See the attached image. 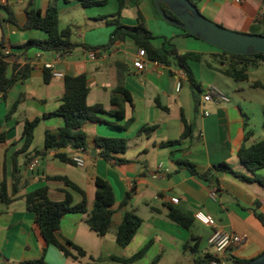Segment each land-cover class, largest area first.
Masks as SVG:
<instances>
[{"label": "crops", "instance_id": "0c3cea01", "mask_svg": "<svg viewBox=\"0 0 264 264\" xmlns=\"http://www.w3.org/2000/svg\"><path fill=\"white\" fill-rule=\"evenodd\" d=\"M30 2L31 8L43 12L49 0H0V5L11 8L21 26L25 21L24 11ZM57 7L59 27L71 26L72 42L78 45L65 55L36 49L25 52L14 49L30 39L43 40L46 36L37 31H21L5 23V16L0 14L2 52L13 56L8 60L7 74L10 75L13 65H28L32 68L27 80L15 84L4 96L0 94V134H5V141L0 143V182L4 168L10 192L12 157L22 146L23 124L56 111L64 93V76L86 75L89 89L86 103L90 107L101 105L105 114L100 116L102 122H86L82 127L86 135L84 168L62 163L55 158L57 153H64L71 159L77 154L73 148L50 150L29 162L37 161L34 169L30 170L29 164L23 167V162L34 151L43 150L45 132H54L62 128L64 123L61 117L49 116L36 126L31 147L16 158L20 179L17 192L10 195L13 201L7 207L0 205V264H25L38 260L42 255L44 244L34 225V216L25 209L24 198L28 193L47 187L51 201H62L67 192L72 197L73 205L81 203L82 197L78 192L66 187L62 181H50L46 177H63L78 187L85 194L87 213L93 207L96 178L110 185L115 202L112 207V225L104 237H98L88 229L84 222L87 214L63 215L57 235L59 241H71L86 255L74 261L65 258L54 247H47L44 264H109L108 260L112 256L128 259L149 243L145 256L135 264H151L154 260L159 264L166 254L177 255L175 264H193L194 260L214 255L207 240L215 231L246 238L242 246L229 253L228 264L234 259L249 262L260 256L264 252V224L256 215L264 217V187L213 169L219 164H226L234 172L252 178L236 155L241 146L248 147L257 142L251 137L245 141V134H253L255 127L247 123L249 117L243 113L245 100L240 92L244 88L239 82L205 64L212 74L208 80L198 77L197 83L202 90L209 87L219 89L229 102L203 103L200 109L201 98L198 95L196 108L185 71L175 63L165 66L152 62L146 54L143 68L135 69L133 62L138 49L129 39L116 42L103 51V59H88V48H100L109 42L113 27L108 24L109 20L102 18L117 12L115 0L89 8L82 7L80 0H58ZM197 9L205 18L229 31L249 35H261L264 32V0H199ZM137 11L144 18L147 30L156 38L152 41L155 48H160L163 40H170L179 54H199L203 56V61L210 60L208 62L214 68L219 67L215 59L219 54L217 50L206 48L200 44V40L184 37L174 26L163 22L151 0H130L129 7L120 13V24L135 27ZM176 41L180 42L175 44ZM47 64L52 65L48 69L50 74L56 72L62 78L51 77L45 83L43 72ZM198 64L190 62V69L193 71ZM263 64L252 71L264 70ZM119 77L131 100L124 104L125 116L121 121L109 115L110 99ZM180 82L181 88L176 92V85ZM244 83L249 89H254L251 87L253 84L264 87L259 76L255 79L249 77ZM186 84L188 88H184ZM231 93H239L240 99L236 98L237 101L232 103ZM254 107H251L252 111L256 109ZM203 110L208 112L207 117L203 116ZM258 117L264 131L262 101L257 105ZM182 119L193 128L191 138L182 140L179 145L168 146L169 142L180 140L184 131ZM142 128H146V132L139 134ZM96 138L125 139V152L115 155V158L125 162L115 164L99 158V149L95 147ZM178 161L190 163L199 174L214 171V181L200 180L189 173L186 167L178 165ZM255 174L264 179V169ZM213 188L217 189L216 201L208 197ZM130 192L131 199L125 210L133 211L142 220V225L131 243L122 248L115 242V230L124 211L119 209V205ZM171 198L178 199V204H171ZM170 207L189 213L194 218L190 230L182 229L167 219ZM198 213L210 218L212 225L196 220L195 215ZM112 227L114 232L111 231ZM191 237L198 243L194 254L184 249L187 243L193 245ZM148 258L149 262L146 261Z\"/></svg>", "mask_w": 264, "mask_h": 264}, {"label": "trees", "instance_id": "16d2710c", "mask_svg": "<svg viewBox=\"0 0 264 264\" xmlns=\"http://www.w3.org/2000/svg\"><path fill=\"white\" fill-rule=\"evenodd\" d=\"M58 0H49L46 9L42 12L31 8V2L25 9V21L20 26L15 18L11 8L0 5V14L5 16L4 22L14 26L21 31H37L43 33L46 38L43 40L30 39L21 46L15 47L19 51H28L30 49H36L42 52L57 53L65 55L73 51L78 45L72 42L73 29L71 26L60 28L58 24L59 11L57 7ZM108 0H80V4L84 8L103 6ZM117 3V12L114 15L104 17L102 19L109 20L108 24L113 27V31L110 35L107 45L100 48H88L92 51H106L116 42H124L129 39L138 50H144L147 58L156 63H160L165 66H169L175 63L181 67L187 76V80L192 87L193 98L195 107H198V95L202 93V88L195 82L194 75L190 69L189 63H200L203 61V56L195 53L179 54L176 48L170 43V40H163V44L160 48H155L152 44L156 38L150 33L146 26L144 19L139 11H137V25L135 27H127L121 25L119 22L120 13L123 9L128 8L130 0H115ZM195 7L199 0H189ZM162 10L166 16L170 19L177 21L176 18L168 11V9L161 5ZM184 37L194 38L187 32L177 28ZM264 36V32L261 34ZM219 52L215 59L217 60L218 68H214L212 64L206 62L208 68L213 69L223 76L232 79L235 82H247L249 79L250 70L256 69L261 63H264V54H255L249 56L234 55L227 52L218 50ZM3 44L0 43V93L4 96L15 84L27 80L30 76L32 68L28 65L18 66L13 65L10 75L7 74L9 58H13L11 55H6L3 52ZM43 79L45 83H48L51 79V74L47 69H44ZM64 93L60 99V105L51 114L43 115L42 117L34 118L31 121H26L23 124L21 133V148L15 152L12 157V185L9 192L6 176L3 168V178L0 182V205L7 207L12 203L11 194L17 192V185L19 183V166L17 164V156L23 154L29 150L33 140V131L41 120L49 116H58L63 119V127L51 132L46 131L44 135V148L41 151H34L32 156L27 157L23 162V167L27 166L29 162L37 156H44L46 152L50 150L61 151L64 149H78L85 148L86 135L82 130L84 123H98L103 120L101 115L105 114V111L101 105L88 106L86 103L89 89L87 87L86 75H79L76 77L64 76L63 77ZM252 88H263L260 84L251 85ZM129 93L125 90L122 79L118 80V84L110 99L111 110L109 115L114 119L121 121L124 119L125 111L124 104L130 103ZM184 125V131L179 141L169 142L167 145H179L182 140L191 138L193 128L190 124L186 123L182 119ZM146 132V128H142L138 133ZM252 133L247 132L245 134V141L248 140ZM5 141V134H0V143ZM95 147L99 149L98 156L104 161L113 162L115 164H122L125 161L115 158V155L123 154L127 147V141L120 138H96ZM237 158L244 166V168L252 175V178H248L241 174L234 172L228 165L219 164L214 171H225L245 182H256L264 187V179L256 176L255 173L264 169V139L253 143L246 147L241 146L237 153ZM55 158L66 164H72L71 159L64 153H57ZM178 165L186 167L189 173L198 177L204 182L214 181L215 177L212 170H208L203 174L197 173L194 166L186 161H178ZM50 181H62L66 187L78 192L82 201L78 205L72 204V197L69 193H65V197L60 202L51 201L48 197L47 187H42L28 193L25 200V209L27 212L33 214L34 225L38 230L39 237L44 244L42 255L38 260L26 262L25 264H44V256L47 247H54L65 258H70L74 261H78L85 257V252L73 244L71 241L64 240L59 241V223L60 219L65 214L81 213L87 214L84 222L88 229L95 233L98 237H104L109 233L112 225V217L114 211L112 207L115 202L114 193L110 185L100 179H95V195L92 210L87 213L86 211V199L85 194L69 180L63 177H46ZM132 193H127L123 201L119 205V209L124 210L120 224L115 230V242L118 246L124 248L128 246L133 240L136 232L142 225V220L133 212L125 210L131 199ZM257 219L264 224V217L256 215ZM167 219L173 224L181 227L185 230H190L194 218L186 212H183L176 208H169L167 213ZM193 245L190 246L187 243L184 246L185 250H189L191 253H195L198 243L197 240L191 237ZM150 247V243L140 249L137 253L132 255L128 259H122L112 256L109 260L122 264H133L141 260ZM212 261L211 256H205L201 260H194L193 264H209ZM247 261H239L234 259L231 264H247ZM95 264V263H91ZM151 264H156L154 260Z\"/></svg>", "mask_w": 264, "mask_h": 264}, {"label": "water", "instance_id": "95a60500", "mask_svg": "<svg viewBox=\"0 0 264 264\" xmlns=\"http://www.w3.org/2000/svg\"><path fill=\"white\" fill-rule=\"evenodd\" d=\"M163 22L179 28L194 38L234 55L264 54V36L229 31L205 18L189 0H151ZM161 5L176 18L166 16ZM247 264H264V252Z\"/></svg>", "mask_w": 264, "mask_h": 264}, {"label": "built area", "instance_id": "2783aa9c", "mask_svg": "<svg viewBox=\"0 0 264 264\" xmlns=\"http://www.w3.org/2000/svg\"><path fill=\"white\" fill-rule=\"evenodd\" d=\"M239 2V0H236ZM87 57L91 61H96L98 59L105 58L104 52L99 51H87ZM145 59L144 50H138L136 53V59L133 62V67L137 70H141L143 68V60ZM52 65L47 64L45 69H51ZM52 77L62 78V75L56 72H52ZM181 86L180 83L176 85V92H179ZM1 94V93H0ZM201 104L199 105L200 109L203 107V103H215V104H226L229 102L228 97L219 89L215 87H209L202 91L200 94ZM203 116L207 117L208 112L202 111ZM77 154L71 158L72 164L77 168L85 167L84 153L85 150L83 148L76 149ZM37 164V161H33L29 164L28 168L30 170L34 169ZM208 197L212 201L217 200V189L213 188L209 191ZM178 199L171 198L170 203L173 205L178 204ZM195 219L205 225H212V220L200 213L195 215ZM246 241L244 236L236 235L233 233H224L215 231L211 234V236L207 240V245L214 251V255L212 256V261L209 264H228V256L229 253L240 246H242Z\"/></svg>", "mask_w": 264, "mask_h": 264}, {"label": "rangeland", "instance_id": "374dc122", "mask_svg": "<svg viewBox=\"0 0 264 264\" xmlns=\"http://www.w3.org/2000/svg\"><path fill=\"white\" fill-rule=\"evenodd\" d=\"M144 22H145V20H144ZM170 27H172V26H170ZM173 28L177 29L176 27H173ZM73 40H75V38H73ZM179 42L180 41H176L175 44H178ZM199 42H201V41H199ZM200 44H204L203 46H206V48H212L214 51H216L215 48H213L212 46H210V45H208V44H206L204 42H202ZM208 61H210V60L205 59V61H202L198 65H196V67H195V69L193 71L191 70L192 73L195 74V76H196V80H195L196 83L199 80V78H200V80H201V78H203L205 80H208L209 76H211L212 73L210 71H208V69L206 68V65H205L206 64L205 62H208ZM262 66H264V64ZM257 76H259V78L261 79V82L264 85V70H262V68L259 69L256 72L250 70V72H249V77L250 78L255 79ZM221 78H223V77H221ZM239 84L242 86V88H244L240 92L241 93L240 95L245 100L244 101L243 113H245L249 117V122H247V123L250 124L251 126L255 127L254 130H253L254 132H253V134L250 135V137H251L252 140H257L258 141L259 139L264 138V131H262V129H261V124L259 122V117L257 118V105L259 104L260 101L264 102V87L254 90V89H249L247 87L246 83H244V82H241ZM181 85L182 84L180 82V86ZM184 88H188V85L186 84L184 86ZM230 97H231L232 103H234L235 100L237 101L236 98H238L240 96H239V93H235V94L231 93ZM238 99H240V98H238ZM251 102H252V105H250ZM252 106L253 107L255 106L254 108H256L253 111L251 110ZM255 115H256V117H255ZM111 231L114 232V227H112ZM176 260H177V255L176 254H166V255L163 256V259L161 260V262L159 264H175ZM108 261H109V264H122V263H117V262H113V261H110V260H108ZM146 261L149 262L150 261L149 258ZM133 264H135V263H133Z\"/></svg>", "mask_w": 264, "mask_h": 264}]
</instances>
